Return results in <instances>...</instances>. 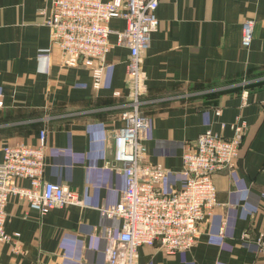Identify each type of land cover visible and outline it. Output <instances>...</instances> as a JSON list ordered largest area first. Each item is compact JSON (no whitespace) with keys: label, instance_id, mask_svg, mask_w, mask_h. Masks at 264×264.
I'll list each match as a JSON object with an SVG mask.
<instances>
[{"label":"crops","instance_id":"obj_1","mask_svg":"<svg viewBox=\"0 0 264 264\" xmlns=\"http://www.w3.org/2000/svg\"><path fill=\"white\" fill-rule=\"evenodd\" d=\"M50 3L0 0V161L5 145H35L46 129L44 178L68 184L83 204L42 214L12 197L6 230L20 233L21 249L0 245V264H107L106 231L120 230L121 219L101 208L117 203L126 185L125 173L107 163L116 151L112 134L124 125L122 112L133 97L130 52L113 33L115 46L95 88L91 71L63 64L51 44L40 13ZM156 14L159 27L141 56L140 107L149 118L143 159L170 170L162 190L183 185V152L202 132L231 136L237 119L246 127L237 165L215 177L220 205L200 224L197 243L172 254L143 245L137 260L264 264L257 242L264 232V0H160ZM250 18L254 36L245 47L243 22ZM125 25L119 18L110 22L113 30Z\"/></svg>","mask_w":264,"mask_h":264},{"label":"built area","instance_id":"obj_2","mask_svg":"<svg viewBox=\"0 0 264 264\" xmlns=\"http://www.w3.org/2000/svg\"><path fill=\"white\" fill-rule=\"evenodd\" d=\"M160 0H51L40 13L50 28L51 44L60 51L67 66L83 65L93 77V86L100 88L108 65L107 56L115 44L128 47L126 67L132 82L133 97L122 112L124 125L112 134L116 145L113 160L107 165L126 176L120 200L101 208L107 217H119L121 228L106 231L107 264H141L137 253L141 246L151 245L167 253L192 248L198 241L200 224L220 205L216 175L237 165L246 122L232 125L233 134L224 136L208 128L183 152V185L164 192L161 184L170 171L161 163L145 161L143 134L149 118L142 113L140 94L145 72L141 56L151 43L152 33L159 27L156 11ZM125 20V27L113 30L111 20ZM254 19L243 22L242 44L250 47L254 36ZM120 95V92H116ZM3 101L0 100V106ZM220 113V111H218ZM47 131L42 129L37 144L18 142L3 147L0 161V245L11 243L20 251V233L6 230V206L12 197L28 200L42 214L65 205H81L79 192L65 183L44 178L47 152ZM30 185H25L24 180ZM225 224V222L223 223ZM223 229L221 233H223ZM245 232L243 239H249ZM264 248V232L257 238Z\"/></svg>","mask_w":264,"mask_h":264}]
</instances>
